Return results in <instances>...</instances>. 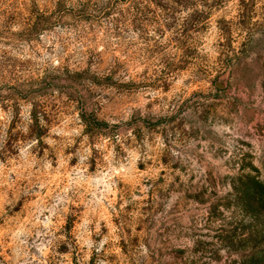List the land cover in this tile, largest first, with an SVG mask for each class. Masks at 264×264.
<instances>
[{"label":"rangeland","instance_id":"374dc122","mask_svg":"<svg viewBox=\"0 0 264 264\" xmlns=\"http://www.w3.org/2000/svg\"><path fill=\"white\" fill-rule=\"evenodd\" d=\"M0 264H264V0H0Z\"/></svg>","mask_w":264,"mask_h":264},{"label":"trees","instance_id":"16d2710c","mask_svg":"<svg viewBox=\"0 0 264 264\" xmlns=\"http://www.w3.org/2000/svg\"><path fill=\"white\" fill-rule=\"evenodd\" d=\"M32 121L38 123L39 118L36 112L31 115ZM82 123L85 127V131L90 134H101L102 128H106L108 125L104 122L98 121L93 115H81Z\"/></svg>","mask_w":264,"mask_h":264},{"label":"water","instance_id":"95a60500","mask_svg":"<svg viewBox=\"0 0 264 264\" xmlns=\"http://www.w3.org/2000/svg\"><path fill=\"white\" fill-rule=\"evenodd\" d=\"M217 88H221V85H216Z\"/></svg>","mask_w":264,"mask_h":264}]
</instances>
